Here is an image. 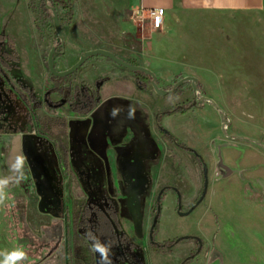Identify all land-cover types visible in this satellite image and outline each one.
I'll use <instances>...</instances> for the list:
<instances>
[{"label": "rangeland", "instance_id": "rangeland-1", "mask_svg": "<svg viewBox=\"0 0 264 264\" xmlns=\"http://www.w3.org/2000/svg\"><path fill=\"white\" fill-rule=\"evenodd\" d=\"M115 12L90 0H0V249L23 246L24 264H100L97 241L111 244L112 264H264V73H242L237 59L264 46V18L177 11L153 31L132 12L116 26ZM53 49L58 72L106 50L168 94L94 56L63 84L101 104L73 114L52 93ZM92 207L115 211L112 243L80 227ZM95 221L92 212L97 238Z\"/></svg>", "mask_w": 264, "mask_h": 264}, {"label": "crops", "instance_id": "crops-1", "mask_svg": "<svg viewBox=\"0 0 264 264\" xmlns=\"http://www.w3.org/2000/svg\"><path fill=\"white\" fill-rule=\"evenodd\" d=\"M94 7L103 10L114 8L112 23L116 26L125 25L127 12L141 9H161L165 16L177 11L204 12L228 17H259L264 18V0H90ZM112 8H111V7ZM257 41V40H253ZM255 49V48H254ZM242 73H264V46H259L252 55L237 57ZM232 60V57L229 59ZM255 82V80H254ZM256 89V87H255ZM258 89V88H257ZM264 89V88H263Z\"/></svg>", "mask_w": 264, "mask_h": 264}, {"label": "trees", "instance_id": "trees-1", "mask_svg": "<svg viewBox=\"0 0 264 264\" xmlns=\"http://www.w3.org/2000/svg\"><path fill=\"white\" fill-rule=\"evenodd\" d=\"M62 4H64V1H62ZM53 80L54 82H56V86L52 93L59 95L64 103L69 105L70 111L72 113L78 114L80 116H86L93 112L100 105L101 98L97 94H91L86 89H83L79 86L74 87L69 84L65 85L63 84L64 79L61 78L53 77ZM164 133L168 137H170V134L167 131L164 130ZM170 138L172 139V137ZM181 147L185 151H190L184 146ZM92 212L95 214V229L98 235L97 240L102 243H106L108 241L112 243V241L116 237L115 229L120 230L118 218L115 211H103L97 207L86 208L82 213V223L80 227L84 228V230H87L88 236L89 233H91L92 236L94 233L92 230V226L88 222V218H90ZM111 238H113V240ZM124 238V236L121 237V239ZM174 244V242L166 243L162 245V247L167 248L173 246Z\"/></svg>", "mask_w": 264, "mask_h": 264}, {"label": "water", "instance_id": "water-1", "mask_svg": "<svg viewBox=\"0 0 264 264\" xmlns=\"http://www.w3.org/2000/svg\"><path fill=\"white\" fill-rule=\"evenodd\" d=\"M45 1H48V0H45ZM54 24H55V29H56V32H57L59 38H62V36H63L62 26H61L59 17L55 12H54ZM55 53H56V49H53L51 51V53L49 55V59H48L49 71L53 77H57V78H61V79L68 78L69 76H71L75 72H77L80 68H82L89 58L94 57V56H103V57L111 60L112 62L116 63L117 65L129 70V71L140 72V73L151 76L154 80L153 86H154V89L156 90V92L159 95H163V96L168 94L167 91L159 89L157 87V85L155 83L156 76L154 75V73H152L151 71H149L146 68H143L140 66H133V65L125 62L124 60L120 59L115 54H113L109 51L99 49V50L86 52L84 55L81 56L79 62L76 65H74L71 69H69L68 71H65V72H58L56 70L55 63H54ZM196 81H197L196 78H186L180 84H182L183 82H192L194 87H195ZM205 175H207V172H205ZM206 187H207V183H206Z\"/></svg>", "mask_w": 264, "mask_h": 264}, {"label": "clouds", "instance_id": "clouds-1", "mask_svg": "<svg viewBox=\"0 0 264 264\" xmlns=\"http://www.w3.org/2000/svg\"><path fill=\"white\" fill-rule=\"evenodd\" d=\"M115 115V112H113ZM26 156H20L17 159L16 171L20 174L17 178V182L19 179L23 178V168L26 163ZM9 185V179L7 177L0 176V205L4 204L5 199L8 198L7 188ZM89 236L93 241H97L95 236H92L89 233ZM110 250L111 244L101 245L98 241L92 244L91 251L98 252L100 254V264H112L110 259ZM0 256L3 259H0V264H24L26 260H28V255L23 246H14L9 249H0Z\"/></svg>", "mask_w": 264, "mask_h": 264}, {"label": "built area", "instance_id": "built-area-1", "mask_svg": "<svg viewBox=\"0 0 264 264\" xmlns=\"http://www.w3.org/2000/svg\"><path fill=\"white\" fill-rule=\"evenodd\" d=\"M131 20L143 27H145L146 24H149L153 31H157L162 29L164 25L165 13L161 9H141L132 12Z\"/></svg>", "mask_w": 264, "mask_h": 264}, {"label": "flooded vegetation", "instance_id": "flooded-vegetation-1", "mask_svg": "<svg viewBox=\"0 0 264 264\" xmlns=\"http://www.w3.org/2000/svg\"><path fill=\"white\" fill-rule=\"evenodd\" d=\"M86 90H87V89H86ZM87 91H88V90H87ZM88 92H89V91H88ZM89 93H90V92H89ZM91 94H92V93H91ZM60 104H61V105H68V104H65L64 101H63L62 99H61V103H60ZM100 104H101V103H100ZM68 106H69V105H68ZM98 107H99V106H98ZM98 107H97V108H98ZM69 108H70V107H69ZM97 108H96V109H97ZM96 109H95V110H96ZM95 110H94V111H95ZM94 111H93V112H94ZM93 112H91V113H93ZM91 113H90V114H91ZM73 114H74V113H73ZM77 115H78V114H77ZM79 116H80V115H79ZM86 116H87V115H86Z\"/></svg>", "mask_w": 264, "mask_h": 264}]
</instances>
